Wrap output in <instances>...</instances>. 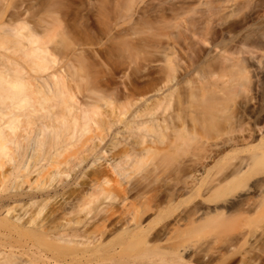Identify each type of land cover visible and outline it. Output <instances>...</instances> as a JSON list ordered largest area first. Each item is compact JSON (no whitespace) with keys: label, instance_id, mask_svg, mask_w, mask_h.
<instances>
[{"label":"bare ground","instance_id":"obj_1","mask_svg":"<svg viewBox=\"0 0 264 264\" xmlns=\"http://www.w3.org/2000/svg\"><path fill=\"white\" fill-rule=\"evenodd\" d=\"M8 3L0 0V264H264L263 27L243 39L245 57H237L240 48L236 57L220 49L209 70L208 111L200 110L208 115L204 120L199 110V117L187 112L190 128L182 115L158 120L160 104L138 107L124 120L140 105V87L115 91L118 112L111 108L108 117L96 104H81L65 77L50 71L52 25L40 24V31L31 25L26 16L32 7L23 1L6 15ZM168 56L161 79L146 87L159 96L180 81L179 66ZM252 67L258 69V99L249 121L236 128L237 81L249 80ZM104 92L99 98L110 94ZM220 119L226 126H218ZM210 128L219 145L218 138L201 135L211 136ZM158 147L167 166L178 152L191 155L176 162L164 192L150 171L134 176ZM85 163L90 173L83 170V182L73 181Z\"/></svg>","mask_w":264,"mask_h":264},{"label":"rangeland","instance_id":"obj_2","mask_svg":"<svg viewBox=\"0 0 264 264\" xmlns=\"http://www.w3.org/2000/svg\"><path fill=\"white\" fill-rule=\"evenodd\" d=\"M22 1L27 8L30 5L32 7L30 8V17L29 15L26 16L29 23L31 22V25H36L39 31L41 30L40 24L45 25L47 22L52 25V32L55 36V46L53 45L52 50H50L51 58L54 61L50 71H57V73L65 77L64 79L67 80L66 86H68V89H70L69 91L77 101L81 104H96L101 108L100 110L103 111L101 113H104L103 115L107 117L111 116V108H113L112 111H115L118 107V102L115 98V95H117L115 93L117 92L115 91H121L120 89L121 87L123 88V86L135 87V89L136 87L137 89L140 87L142 91L144 89L146 90V87H150L151 83H157L158 80L161 79L162 75L160 68L163 66L165 60L163 58L169 54L170 57H174L176 68L179 66L178 69L183 70V72L180 71L181 73H178L179 70H177V81H180L178 82L179 85H176V89L170 88L171 84L167 86V88L165 87L166 89L164 88V90L168 95V97L165 98V96H162L163 94L166 95L165 91L159 96L160 93L153 94L151 93L152 91L150 92L148 89L142 92L139 88L137 91L141 92L135 95V98H137L136 100L141 98L139 99L140 101L138 100L140 105L137 106V108L133 107L134 110L130 107L132 109H128L129 112L127 111L128 113L123 116L125 118L124 120H130L133 111L138 109V107L145 108L147 105L149 108H152L160 104L162 107H159L160 111L158 110V114L156 113L158 115V120H160L159 118H164L162 120L166 118L176 119L177 116L180 117L182 115L181 117H185L182 119L189 123L190 121L188 120L191 117V111H193V114H191L193 118V115L196 116L198 113V111L196 113L195 110L200 111L202 107L204 110L208 108L206 107L209 104L207 90L210 86L208 85L210 82L208 84L207 82L212 80L209 75V70H211L210 67L212 65L218 62L219 55L223 53L221 50H223V48H225L224 50H226V52L229 50L227 55L230 53L229 56L231 57L239 53L237 48H240V52L243 53L245 51L242 45L243 39L247 35L253 37L257 36L259 30L261 32L262 27V30H264V3H262L264 0H33L32 3L27 2L29 5L24 0H3L6 4L9 2L11 5L10 6L8 3L9 10L5 12L6 15L8 12L12 11V9L10 10L12 6L18 5ZM258 1L261 2L258 3ZM218 3L221 10L218 8ZM48 6L49 8H47ZM213 7L215 8L213 9ZM45 9H49L47 13ZM212 9L213 12L215 11L214 14L210 11ZM43 11L45 12L43 15L46 14V17L41 16ZM208 15L209 17H207ZM39 19H41V21ZM239 43H241V46ZM216 44L218 47H216ZM220 44L225 46H221ZM167 50H169L168 54H165ZM163 52L165 56H163ZM242 53H239L237 57L246 56L245 53H243V55ZM213 58L215 60H213ZM168 59L172 60L173 58ZM206 67H208V70ZM249 70L251 71L248 75L251 78L249 80H244L239 77L240 80L237 81V84H240V86L242 85V87L236 86L238 89L235 91L239 95L236 97V94L232 101V103L236 105L233 109L236 107L238 109L237 111L233 110L236 111V113L234 114V112H232L233 115H231L234 116V119L236 118L235 120L232 119L234 124H237V127L234 126L232 121H228L236 128L240 125L244 126V123L249 121L248 116L253 110V106L256 104H254L256 101L254 97L258 99L259 93L257 92L256 80L253 81V78L256 79L257 77L256 72L258 69L252 67ZM207 73L209 75L208 77L206 76ZM186 81L190 83L188 82V84H186ZM142 86L144 88H142ZM99 87H102V90ZM203 88L205 90H203ZM98 90L105 91V94H110L107 95L106 99L99 98L100 96L98 93L100 91L98 92ZM169 92L171 94H169ZM101 93L99 94L101 95ZM189 95H191V97H189ZM161 97L165 98V101L163 100V105L161 104L162 102H160ZM188 105L189 107H187ZM198 107L201 109H198ZM205 111L207 112L208 109ZM243 111L245 112L244 114ZM117 112L116 110V114ZM187 112H191L188 118ZM201 112L202 111L199 113L205 120V116L208 114L203 112L204 115L206 114L203 116ZM160 113L163 114L161 117H159ZM175 114L178 115L175 117ZM172 115L174 116L172 117ZM199 116L197 115L196 117ZM220 116L222 117V115ZM245 116L246 118L244 119ZM223 117L229 118L226 114L225 116L223 115ZM192 118L190 119L192 120ZM208 118L206 119L207 121H209ZM180 119L181 118H179V121L181 122L182 119ZM218 120H216V122ZM220 120L221 121L217 123L218 126H226V124H222L224 120ZM179 121L177 120L175 124L178 125L180 123ZM190 123L185 124L189 127L191 125ZM206 126L208 127L209 125ZM190 128H192V125ZM190 130L188 129V131ZM211 131L215 133L211 128L208 133H212ZM205 132L207 133V130L204 131V133ZM200 133L205 138L209 136V138L206 139L210 142L215 141L214 139L217 138L215 144H220L221 142H218L219 137L215 136L213 133L211 136H205L206 134L204 135L202 131H200ZM112 136L113 134L105 140L104 147H107ZM210 144L214 145V142ZM187 149L189 151L188 153L192 154L194 152V149L191 147H187ZM160 151L159 149L157 154L153 153L152 157L150 156L152 159L146 161L145 168H139L138 172L135 171L137 175L134 174V176L136 177L139 176L138 174L143 173L148 174L150 171L152 176L149 173V177H151L152 180L155 178V185L160 186L164 192V190L166 191L165 187L167 182L174 177L175 172L172 171H176L174 168H177L176 162L181 161L180 159L184 161L183 157H185V161H187V158L191 155L187 154L188 156L186 157L185 150H183L181 154L178 152V155L173 156V160L170 161L171 164L169 165L168 163L169 166H167L166 162L168 161H166V159L164 161L161 154L162 152ZM89 159H87L86 163ZM189 159L190 158H188V160ZM86 163L82 166V168L85 167L81 169L82 172L77 171L75 175L72 176V178L74 177L72 179L73 181L76 178L79 182H83L84 179L81 178V174L86 168L88 169ZM147 169L149 170L147 171ZM87 171H89V169ZM88 173L90 172L85 174ZM170 173H173V175L170 176ZM105 176L110 179L114 178L111 173L105 172ZM167 176L169 177L167 178ZM259 177L264 178V169L260 171ZM72 180L71 182H73ZM164 180H166V182ZM161 183H163L164 186H162L163 184L160 185ZM239 189L237 190L240 191ZM132 196L135 197V195ZM132 196H130L129 199H131ZM144 198H142L143 201L145 200ZM136 199H132L131 201H135ZM183 205L185 206L179 205V208L183 209L187 206V204Z\"/></svg>","mask_w":264,"mask_h":264}]
</instances>
